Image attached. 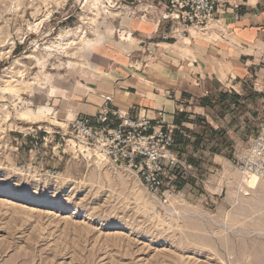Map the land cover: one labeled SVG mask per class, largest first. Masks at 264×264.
Returning <instances> with one entry per match:
<instances>
[{
	"label": "rangeland",
	"instance_id": "rangeland-1",
	"mask_svg": "<svg viewBox=\"0 0 264 264\" xmlns=\"http://www.w3.org/2000/svg\"><path fill=\"white\" fill-rule=\"evenodd\" d=\"M127 2L0 0V264H264V182L249 189L235 168L260 108L165 207L134 175L69 141L56 82L81 64L83 36L94 44L148 10ZM28 133L46 138L42 165L60 173L47 185L17 170L33 157Z\"/></svg>",
	"mask_w": 264,
	"mask_h": 264
},
{
	"label": "crops",
	"instance_id": "crops-1",
	"mask_svg": "<svg viewBox=\"0 0 264 264\" xmlns=\"http://www.w3.org/2000/svg\"><path fill=\"white\" fill-rule=\"evenodd\" d=\"M145 1L148 10L89 41L81 64L56 82L54 108L68 121L93 116L108 95L133 116L161 112L174 126L172 151L188 169L186 181L205 156L221 159L264 104V0H229L205 35L176 41L161 39L169 0Z\"/></svg>",
	"mask_w": 264,
	"mask_h": 264
},
{
	"label": "built area",
	"instance_id": "built-area-1",
	"mask_svg": "<svg viewBox=\"0 0 264 264\" xmlns=\"http://www.w3.org/2000/svg\"><path fill=\"white\" fill-rule=\"evenodd\" d=\"M229 0H169L162 21L170 28L163 41L205 35L213 23L225 13ZM111 96H102V103L93 116L77 115L68 126L69 141L77 151L134 175L152 199L169 206L182 196L178 182L188 169L174 155V126L164 120L161 112L155 118L146 113L132 115L130 110L113 108ZM38 130H40L38 128ZM58 134V133H57ZM61 137L66 134L60 133ZM33 157L17 167L20 175L38 185H47L59 177L56 169L42 165L46 138L31 133ZM235 168L245 176H256L264 182V104L255 135L236 158Z\"/></svg>",
	"mask_w": 264,
	"mask_h": 264
},
{
	"label": "bare ground",
	"instance_id": "bare-ground-1",
	"mask_svg": "<svg viewBox=\"0 0 264 264\" xmlns=\"http://www.w3.org/2000/svg\"><path fill=\"white\" fill-rule=\"evenodd\" d=\"M95 6V5H94ZM93 6V7H94ZM79 36V35H78ZM82 37V36H81ZM81 37H79L78 39H80ZM81 39H83V41H85V42H88L89 43V38L87 39V38H85L84 36L81 38ZM80 39V40H81ZM71 43V42H70ZM69 43V44H70ZM64 46H66V45H64ZM76 46V45H75ZM68 47H70V45L68 46ZM98 163H100V162H98ZM19 175H20V173H19ZM259 182H260V179L259 178H257L256 176H249L248 178H246V180H245V183H246V185H247V188H249V189H253V188H256L257 186H258V184H259ZM147 202V201H146Z\"/></svg>",
	"mask_w": 264,
	"mask_h": 264
}]
</instances>
